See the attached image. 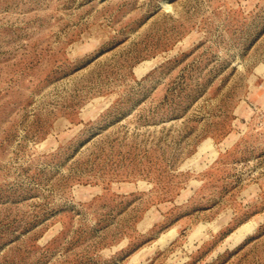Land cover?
<instances>
[{
  "label": "rangeland",
  "instance_id": "1",
  "mask_svg": "<svg viewBox=\"0 0 264 264\" xmlns=\"http://www.w3.org/2000/svg\"><path fill=\"white\" fill-rule=\"evenodd\" d=\"M0 264H264V0H0Z\"/></svg>",
  "mask_w": 264,
  "mask_h": 264
}]
</instances>
